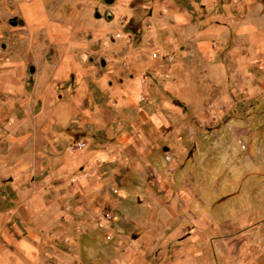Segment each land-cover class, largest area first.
<instances>
[{"label": "crops", "instance_id": "obj_1", "mask_svg": "<svg viewBox=\"0 0 264 264\" xmlns=\"http://www.w3.org/2000/svg\"><path fill=\"white\" fill-rule=\"evenodd\" d=\"M64 3L13 2L22 17L0 58V264L264 263V190L253 177L231 180L246 205L234 209L241 225H193L187 215L196 191L214 203L203 200L208 183L223 177H195L190 163L209 126L210 148L223 145L226 114L264 98V0H155L137 35L83 29L81 16L71 26ZM199 115L217 120L201 121L196 142ZM231 131L242 144L252 133ZM255 139L240 157L226 142L221 159L232 149L234 170L251 165L263 151ZM76 141L86 147L71 152ZM115 215L136 232L113 242Z\"/></svg>", "mask_w": 264, "mask_h": 264}, {"label": "rangeland", "instance_id": "obj_2", "mask_svg": "<svg viewBox=\"0 0 264 264\" xmlns=\"http://www.w3.org/2000/svg\"><path fill=\"white\" fill-rule=\"evenodd\" d=\"M15 1V0H14ZM12 0H0V22H2V30L4 33L0 34V58L3 57L1 53L5 49V44H8V37L10 36V32L12 31V26L14 24L18 25L20 17H22V12L19 11L18 7L13 4L14 2ZM20 2V0H19ZM63 6H59L58 8L60 11L58 13L65 14L69 19V25H73L75 22L73 20H77L81 16V21L79 22L80 26L83 29H87L89 31H95V30H111L114 35H116L117 32H124V33H133L135 35L139 34V31L144 29L145 21L147 20L148 14L152 12V4L155 2V0H114L112 4H109L106 0H64ZM22 3V2H21ZM51 8H54L51 6ZM111 11V12H110ZM108 13H113L114 19L110 20V17L107 16ZM77 24V22H76ZM119 39L116 36L113 37L112 40ZM133 41H137L136 38L132 39ZM7 56V55H6ZM195 90L198 94H209L211 93L210 90H207V87L202 86H196ZM185 94V91H183ZM209 92V93H208ZM233 92V91H231ZM191 93V92H188ZM195 104L201 105V102H196ZM249 105V103H246ZM245 102L240 103V106L236 109V113L230 112L229 115L226 114V116L222 119V124H224L226 127H231L233 129V126L247 128L248 130H252V133L249 135L241 134V138L245 140V142L242 144V142H239L238 139H233L232 135H234L231 128L229 131H226L225 134L226 142H231V146L233 145L234 150L236 152L237 157H240V155H244L245 148L244 144L247 145L246 150L251 149V138L256 137L255 141V148L259 147L258 149L261 150L263 147V151H259L257 154L254 155V158L249 161L252 164H244L242 163V166L237 169H235L234 159L232 158L233 151L230 150V156L227 157L226 163L224 160L221 159L220 156H222L223 152L229 151L227 148V143L225 141L223 145H215V148H210L211 144H213L214 141H216V135L213 131L214 129L213 124L209 126V139L206 141L209 144H204L200 146L199 150L195 155L192 157L190 163H192L194 168V174L195 177L199 176V172H204L206 175H218V173H221L222 181L219 183H214L213 179L211 182L208 183V186H210L207 189L206 197H204L203 200H213L214 203L212 205L205 204L202 205L200 199H199V191H196L197 196L193 198V201L190 202V207L192 209V212L188 210V223H191L193 225H241L240 222V215L234 213L235 206H246L244 205L242 199V196L240 195V191L233 189V182L231 181L234 175H243L246 174L247 177L251 176L252 181H256L258 186H263L264 190V98L260 100H254L250 102L252 104V108L249 112L245 113ZM225 105L228 109L230 107V103H222L221 106ZM183 108L185 111L192 110V107L189 106V104H184ZM240 109V111H239ZM249 109V108H248ZM229 116V117H228ZM213 120H217L216 116L214 119L212 117L206 119L201 118V115H199V118L193 119L191 122L197 127L198 132L201 131V121H204V126L207 127V122H212ZM207 121V122H205ZM224 127V126H223ZM198 136H201V133L198 134L197 132L194 134L195 141L198 142ZM223 137V136H222ZM221 138V137H220ZM211 143V144H210ZM226 143V144H225ZM263 145V146H262ZM208 148V150H207ZM226 148V149H225ZM201 149H203L207 155H205V158L203 161L200 160L202 157L201 155ZM257 149V150H258ZM256 153V152H255ZM216 154V155H215ZM214 155V156H213ZM219 156V158L217 157ZM263 155V156H262ZM248 163V162H247ZM225 164L223 172V167H218V165ZM244 165V166H243ZM224 176L226 181L224 180ZM217 177V176H216ZM221 180V179H220ZM255 183V184H256ZM201 184V181H195L194 187H199ZM235 184V183H234ZM240 186L241 182L236 179V184ZM198 190V189H195ZM256 192L258 193H264L262 189L256 188ZM223 196H220V198H217L219 195L223 194ZM203 198V196H202ZM168 201H171L168 199ZM190 201V200H189ZM183 201L179 200V204L182 205ZM175 203V202H174ZM246 204V203H245ZM175 205V204H174ZM220 205H222V212L223 216L220 215ZM227 207V208H225ZM206 211V212H205ZM203 212H205L203 214ZM208 213V214H207ZM116 219L114 218L112 222V227L114 228V231L112 232L111 237H109L108 240L115 242L116 236L122 235V234H133L136 231H133L131 226L127 225H116L117 219H123L125 218V215H115ZM210 216V218H209ZM178 217H182L181 214H179ZM204 218V220H203ZM264 224V220L258 222L256 225H262ZM130 225H133L130 223ZM247 225H251V222L247 223ZM252 225H254L252 223ZM121 226V227H120ZM110 245V244H109ZM112 245V244H111ZM110 245V246H111ZM112 252H119L120 250H123V247L118 243L117 246H111ZM232 249L234 250V246H232ZM86 258V257H85ZM99 262V260H97ZM82 264H87L83 260ZM234 264V263H232ZM235 264H249V263H238L235 262ZM264 264V263H261Z\"/></svg>", "mask_w": 264, "mask_h": 264}, {"label": "built area", "instance_id": "obj_3", "mask_svg": "<svg viewBox=\"0 0 264 264\" xmlns=\"http://www.w3.org/2000/svg\"><path fill=\"white\" fill-rule=\"evenodd\" d=\"M172 58L168 57V61H171ZM166 77H169V75L167 74ZM84 147H86V143L84 141H76L73 144L70 145L69 149L71 152H75L79 149H83ZM112 216L111 214L107 213L105 214L102 219L98 220V224L99 226L103 227L106 226L107 223L111 220Z\"/></svg>", "mask_w": 264, "mask_h": 264}, {"label": "water", "instance_id": "obj_4", "mask_svg": "<svg viewBox=\"0 0 264 264\" xmlns=\"http://www.w3.org/2000/svg\"><path fill=\"white\" fill-rule=\"evenodd\" d=\"M108 3H112L113 2V0H106Z\"/></svg>", "mask_w": 264, "mask_h": 264}]
</instances>
